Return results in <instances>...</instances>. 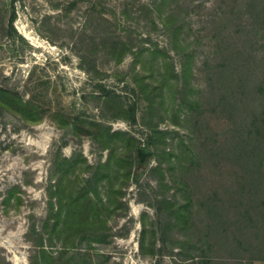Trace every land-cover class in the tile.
Wrapping results in <instances>:
<instances>
[{
    "label": "rangeland",
    "instance_id": "374dc122",
    "mask_svg": "<svg viewBox=\"0 0 264 264\" xmlns=\"http://www.w3.org/2000/svg\"><path fill=\"white\" fill-rule=\"evenodd\" d=\"M19 1L15 5L14 26L21 37L13 36L8 29L12 0H0V84L9 78L8 87L15 88L22 100L37 113L36 121H33L12 108L0 118V252L12 264H29L33 244L27 239V232L33 222L40 227L47 214L48 186L54 182L51 174L55 158L59 154L71 157L81 152L92 165L99 160L106 161L108 150H102L93 138L94 125L91 123L95 122L109 125L113 130L131 132L143 143L142 148L148 133L143 118H150L146 114L145 98L136 92V73L147 76L150 82L162 80L166 70L164 56L152 53L156 46L168 51V60L177 73L181 71L182 61L170 44L174 42H171V34L165 30L158 12H152L157 0H80L74 7L71 3L75 0ZM225 4L224 0H167L162 7L163 15L173 13L180 18L179 24L183 26L181 43H194L196 56L191 63L190 79L191 96L197 99H203L207 94L208 76L216 62L214 22ZM247 18H243V25L250 22ZM244 34L252 36V43H256L253 47L257 50L260 49L258 45L264 46V30L251 34L246 29ZM124 44L126 51L142 49L143 55L137 59L129 50L120 62L117 61ZM87 69L92 73L98 71L101 81L120 95L124 110L118 111L117 106L93 95L97 90L96 80ZM169 76L174 83V74L169 73ZM179 90L166 87L165 104L160 115L153 116V121H160L162 129L176 130L172 133L176 138L175 146L180 135L186 137L191 133L197 114L195 110V118L191 117L188 107L181 106ZM135 102L136 122L127 111ZM118 112L120 116H115ZM205 119L219 145L230 129L229 120L216 110L207 112ZM141 165L144 169L140 186L131 183L125 190L123 200L128 205L127 214H123L126 210L122 208L112 211L115 204L108 201L106 181L100 188L104 200L100 210L111 226L107 239L91 243L70 241L69 255L76 252L89 254L94 264H177L176 261L183 258V254L168 252L160 257L148 252L151 237L148 228L155 222L156 214L141 197L150 200L153 197V190L148 188V194H145L144 187L147 183L156 186L157 180L151 173L156 160L151 157ZM81 169L79 164L78 171ZM227 169L223 176L220 172L206 173L209 179L206 188H216L223 179L229 181L231 176ZM178 172L177 169L175 177ZM83 176H88V172ZM17 185L21 186V192L15 190ZM16 195L21 197L20 201ZM201 209L198 204L195 219L204 224L206 217ZM157 237L156 248H159V231ZM142 241L144 249L141 248ZM62 245L63 241L57 240L52 251H60ZM192 252L201 254L200 249ZM254 264H264V260Z\"/></svg>",
    "mask_w": 264,
    "mask_h": 264
},
{
    "label": "trees",
    "instance_id": "16d2710c",
    "mask_svg": "<svg viewBox=\"0 0 264 264\" xmlns=\"http://www.w3.org/2000/svg\"><path fill=\"white\" fill-rule=\"evenodd\" d=\"M16 2L20 1L12 0L8 29L13 36H20L14 26ZM79 2L75 0L71 6ZM224 2L223 12L214 22L216 62L209 73L207 94L203 99L191 96V63L196 56L194 43H181L183 26L176 14L163 15L162 7L167 0L155 1L152 12H158L165 30L171 34L174 43L170 44L181 57V71L177 73L168 60V51L156 46L152 53L164 56L166 70L162 80L150 82L147 76L139 73L135 78L136 92L145 98L146 114L150 118H143L148 129L143 147L151 148L156 160V165L151 167L156 186L147 183L144 187L145 194H148V188L153 190V197L151 200L141 197L156 214L155 222L148 228L151 237L147 248L153 256L163 257L168 252L183 254L177 264H254L264 260V46L258 45L260 49L257 50L253 47L256 43H252V36L244 34L246 29L251 34L264 30V0ZM244 17L250 21H246V25L242 23ZM122 46L124 48L121 47L117 57L119 62L129 50L132 51L131 48L126 51V44ZM132 53L138 59L144 50ZM169 73L174 74V83ZM92 75L97 89L93 95L117 106L118 111L124 110L120 95L101 81L99 72L94 71ZM7 81L0 84V118L15 108L36 121L35 109L22 100L15 88L8 87ZM166 87L180 89L181 106L188 107L191 117L195 118L193 114L197 111L191 133L186 137L180 135L177 146L172 134L176 130L162 129L160 121H153V116L160 115L165 104ZM215 110L224 113L230 123V129L219 145L205 119L207 112ZM127 111L136 122L137 103ZM91 125H94L93 138L102 150H108L109 156L95 165L90 164L81 152L71 157L59 154L55 158L51 174L54 182L48 186L47 214L40 227L33 222L27 232V239L33 244L29 264H94L89 254L76 252L69 255V242H103L109 236L111 226L100 210L104 205L102 184L107 182L108 201L115 204L112 211L122 208L126 210L124 215L128 209L123 200L125 190L131 183L140 186L144 169L137 156L143 144L140 139L129 131L113 130L102 122ZM79 164L81 171H78ZM227 167L231 179L220 180L216 188L212 186L213 189L208 190L206 173L220 172L223 176ZM177 169L179 174L175 177ZM85 172L88 176H83ZM15 190L21 192V186L17 185ZM12 196L13 193L8 199ZM15 198L21 200L17 195ZM198 204L204 210V224L195 219ZM143 223L146 232V223ZM158 231L161 245L156 248ZM57 240H62L63 245L60 251L54 252L52 246ZM141 248H146L143 241ZM176 248L178 252L174 251ZM195 249H200L201 254L193 253ZM0 264L12 263L0 252Z\"/></svg>",
    "mask_w": 264,
    "mask_h": 264
},
{
    "label": "water",
    "instance_id": "95a60500",
    "mask_svg": "<svg viewBox=\"0 0 264 264\" xmlns=\"http://www.w3.org/2000/svg\"><path fill=\"white\" fill-rule=\"evenodd\" d=\"M138 160L140 164H144L148 158L153 157V151L149 148H139L137 152Z\"/></svg>",
    "mask_w": 264,
    "mask_h": 264
}]
</instances>
